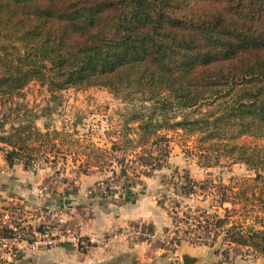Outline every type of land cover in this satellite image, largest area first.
Wrapping results in <instances>:
<instances>
[{
    "label": "trees",
    "instance_id": "trees-1",
    "mask_svg": "<svg viewBox=\"0 0 264 264\" xmlns=\"http://www.w3.org/2000/svg\"><path fill=\"white\" fill-rule=\"evenodd\" d=\"M30 82L50 92L102 88L135 103L125 132L94 151L83 175L128 153L138 160L134 177L149 175L175 138L199 169L244 165L252 175L218 191L231 208L196 227L222 228L240 201L243 221L225 230L224 244L264 258V146L245 141L264 140V0H0V98ZM0 145L9 167L59 154L34 127L12 128Z\"/></svg>",
    "mask_w": 264,
    "mask_h": 264
},
{
    "label": "rangeland",
    "instance_id": "rangeland-1",
    "mask_svg": "<svg viewBox=\"0 0 264 264\" xmlns=\"http://www.w3.org/2000/svg\"><path fill=\"white\" fill-rule=\"evenodd\" d=\"M134 104H127L102 88L68 87L50 92L38 82H30L18 95L11 98H0V135H7L12 128L18 126L21 128L34 127L41 133H47L54 143L59 144V154L54 158H49V161H52L48 162L50 166H56L58 173L62 174L67 165L71 171L81 172L84 165L93 163L90 158L97 148H109L110 142L117 141L118 136L121 137L125 132L124 127L131 117ZM60 124L63 129L55 130V127L58 129ZM54 132L66 133L67 136L61 138L62 141H60L59 136ZM128 134V140H130L132 135ZM167 135L171 137V134ZM245 141L264 146V140ZM177 142L175 138L169 144L171 151L166 158L165 165L158 169L160 171L155 170L138 179L132 172L133 169H139L137 157L129 153L116 154L108 160L103 159L102 163L106 162L108 165L100 163V169L94 171L108 175V179H112L114 183L110 189L117 188V190H126L131 187L124 185L126 183L123 178L118 177L119 164L117 161L124 168H128L127 179L128 182L129 180L134 182L132 186L145 178H152L151 193H154L159 208L166 212L160 210L161 215L164 213L168 215L169 226L158 232H155L156 228L151 225L131 227L143 235L152 234V246L178 252L188 251L191 255L200 257L199 264H264V258H254L249 255L247 249L224 244L225 230L235 221H243V216L240 215L242 212L240 201H235L236 213L222 228L208 233L196 227L197 223L205 225L202 222L205 221L204 216L209 219H214L216 216L223 217L224 211L231 206L228 203L218 202V191L224 190L229 185L230 178L249 177L252 175L251 172L244 165L239 164L229 166L223 164L224 167L208 170L199 169L195 159L184 154L182 152L185 151L184 148ZM188 145L192 146L191 140ZM0 147L4 148V145ZM111 171L115 172L114 176L111 175ZM61 209L67 217L65 209ZM187 217L192 220H185L184 218ZM251 223L252 219L248 218L243 225L246 227ZM257 226L256 224L255 229L259 228ZM192 230L200 234L199 242L190 243V238L185 240L186 234ZM189 234L195 235V232ZM114 237L115 235L112 234V238ZM69 245L73 247L74 255L82 256L88 252L80 250L73 244L69 243ZM70 255L71 252L63 256ZM22 257L24 256H19L17 260H21ZM0 264L4 263L0 262Z\"/></svg>",
    "mask_w": 264,
    "mask_h": 264
},
{
    "label": "crops",
    "instance_id": "crops-1",
    "mask_svg": "<svg viewBox=\"0 0 264 264\" xmlns=\"http://www.w3.org/2000/svg\"><path fill=\"white\" fill-rule=\"evenodd\" d=\"M62 129L61 124L58 129L55 127L58 131ZM94 170L83 175L71 171L68 165L63 174L48 163L33 170L24 168L22 163L9 167L0 151V215L15 203L27 211L35 207L51 211L64 208L81 237L100 240L82 256L74 255L73 247L63 243L24 253L21 260L4 264H179L182 250L154 247L152 234L143 235L131 228L151 225L158 232L169 226L168 215L151 193L152 178H145L126 190H117L106 187L108 175ZM49 183L52 185L49 191L39 196L38 187ZM25 214L27 222H33V216ZM70 252V256H63Z\"/></svg>",
    "mask_w": 264,
    "mask_h": 264
},
{
    "label": "built area",
    "instance_id": "built-area-1",
    "mask_svg": "<svg viewBox=\"0 0 264 264\" xmlns=\"http://www.w3.org/2000/svg\"><path fill=\"white\" fill-rule=\"evenodd\" d=\"M39 165L40 162L34 161L29 169H36ZM113 184V180L108 179L106 187L110 188ZM51 187L50 183L41 185L38 187L37 194L43 196ZM25 213L33 216V222H27ZM46 217L50 220L46 221ZM0 218V262L3 263L16 261L24 253L48 249L63 243H70L82 251H89L100 241L81 237L61 208L51 211L35 207L27 211L15 203L3 212ZM193 236V234L190 235L191 242L196 241ZM188 238L186 236L185 240Z\"/></svg>",
    "mask_w": 264,
    "mask_h": 264
},
{
    "label": "water",
    "instance_id": "water-1",
    "mask_svg": "<svg viewBox=\"0 0 264 264\" xmlns=\"http://www.w3.org/2000/svg\"><path fill=\"white\" fill-rule=\"evenodd\" d=\"M201 262L200 257L193 256L188 251H183L181 254L182 264H199Z\"/></svg>",
    "mask_w": 264,
    "mask_h": 264
}]
</instances>
